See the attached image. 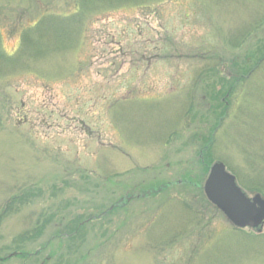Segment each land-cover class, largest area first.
Wrapping results in <instances>:
<instances>
[{
	"label": "rangeland",
	"instance_id": "374dc122",
	"mask_svg": "<svg viewBox=\"0 0 264 264\" xmlns=\"http://www.w3.org/2000/svg\"><path fill=\"white\" fill-rule=\"evenodd\" d=\"M94 1L0 0V264H264L202 193L264 190V0Z\"/></svg>",
	"mask_w": 264,
	"mask_h": 264
},
{
	"label": "water",
	"instance_id": "95a60500",
	"mask_svg": "<svg viewBox=\"0 0 264 264\" xmlns=\"http://www.w3.org/2000/svg\"><path fill=\"white\" fill-rule=\"evenodd\" d=\"M203 190L208 201L238 229H254L264 225V198H253L240 187L234 174L223 162H215L206 177Z\"/></svg>",
	"mask_w": 264,
	"mask_h": 264
},
{
	"label": "trees",
	"instance_id": "16d2710c",
	"mask_svg": "<svg viewBox=\"0 0 264 264\" xmlns=\"http://www.w3.org/2000/svg\"><path fill=\"white\" fill-rule=\"evenodd\" d=\"M94 1V0H93ZM99 1L100 0H96V1H94V2H92L93 4H96V3H99ZM88 2V1H87ZM90 2V1H89ZM200 2V4H202V6H204V5H206L205 4V2L202 0V1H199ZM86 5H87V3H86V0H79V3L77 4V8H78V13H76V14H74V15H71L70 17L73 19V18H75V17H78V18H80V21L82 20V19H84V16H82V14H83V10L85 9V7H86ZM79 10H80V12H79ZM84 15V14H83ZM56 16H58L57 14H50V15H47V16H45L44 17V19H43V21L39 24V25H37V27L38 26H41L43 23H44V21H46V20H49V19H51L52 20V18L53 17H56ZM82 16V17H81ZM83 21V20H82ZM23 37H22V39H23V41H25L26 40V42L28 41V42H31L32 40V38H33V36H32V31H30V29H28V32H26L25 34H23L22 35ZM244 37V40H247V36H246V34L244 35V36H242V37H239V39H238V42L239 41H241V38H243ZM250 38H251V36H250ZM245 42V41H244ZM244 44V43H243ZM0 57H5V58H7L6 56H1L0 55ZM252 68H251V70L253 71V70H255V69H259V67L257 68L256 66H251ZM236 85H239L240 86V89H235L234 91H232V92H229V93H231V95L232 96H234L235 94H236V97H235V102H237V105H236V107H234V111L236 112L237 110H238V114L240 113V111H242L243 110V107H244V105H245V103H246V101H247V99H246V97L248 96H246V93H245V86L247 85V82H248V80H246V79H244V78H242V79H240V80H238V79H236ZM238 100V101H237ZM236 114V113H235ZM247 116V115H246ZM257 155H258V161L259 162H256L254 165L256 166V167H259V168H262V164L260 163V159H259V157L260 158H263L264 157V155H259V153H257ZM207 158L209 159V156H208V154H207ZM214 163V162H213ZM213 163H211V161H209V164H208V166L206 165V168H205V173H206V175H207V173L209 172V168H210V166H211V164H213ZM210 165V166H209ZM206 177V176H205ZM205 177H204V179H205ZM238 178V177H237ZM204 179L202 180V181H204ZM238 181H239V179H238ZM255 180H253V181H250V184L252 185V187H251V189H250V191H251V193H254V194H260V195H262L263 197H264V190H263V186H260V187H257V185H256V183L254 182ZM243 188V187H242ZM244 189V188H243ZM246 191V190H245ZM202 193H203V189H202ZM204 194V193H203ZM205 197V196H204ZM207 201V200H206ZM207 203H208V205H210V203L207 201ZM211 206V205H210ZM213 207V206H212ZM213 209H216V208H214L213 207ZM198 215H200V214H198ZM197 216V215H196ZM197 217H199V216H197ZM243 230H239V232L240 233H243L242 232ZM258 236H255L254 238H257Z\"/></svg>",
	"mask_w": 264,
	"mask_h": 264
}]
</instances>
